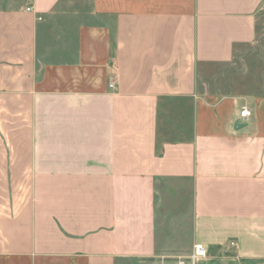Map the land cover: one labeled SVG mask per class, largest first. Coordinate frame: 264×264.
Masks as SVG:
<instances>
[{"label": "crops", "instance_id": "0c3cea01", "mask_svg": "<svg viewBox=\"0 0 264 264\" xmlns=\"http://www.w3.org/2000/svg\"><path fill=\"white\" fill-rule=\"evenodd\" d=\"M81 1L0 0V264H264V0Z\"/></svg>", "mask_w": 264, "mask_h": 264}, {"label": "built area", "instance_id": "2783aa9c", "mask_svg": "<svg viewBox=\"0 0 264 264\" xmlns=\"http://www.w3.org/2000/svg\"><path fill=\"white\" fill-rule=\"evenodd\" d=\"M27 11H31L30 8ZM111 88L114 87V84L110 85ZM251 115V112L248 109H244L241 112L240 119L237 122L244 124L246 118ZM232 247L236 246L235 242L230 243ZM210 256L209 249L203 244H195L187 256L178 257L172 261V264H202Z\"/></svg>", "mask_w": 264, "mask_h": 264}, {"label": "rangeland", "instance_id": "374dc122", "mask_svg": "<svg viewBox=\"0 0 264 264\" xmlns=\"http://www.w3.org/2000/svg\"><path fill=\"white\" fill-rule=\"evenodd\" d=\"M81 4L84 7V10L86 12H88L91 8H92V0H82ZM251 54H252V50H248L247 53L243 56L240 57L238 59V63L236 64V66H233L232 72L233 74H237L239 80H244V77L246 78L247 75H249L250 77V73H249V68H250V60H251ZM247 66L249 68H247ZM219 73V72H218ZM245 75V76H244ZM188 236V235H187ZM189 239L188 237L186 238V242H188ZM190 252H179V253H174V254H170L167 257L164 258L165 261H173L174 259H176L179 256H186L188 255ZM131 264H135V263H131ZM138 264V263H137ZM215 264H221L219 261H217ZM233 264V263H232Z\"/></svg>", "mask_w": 264, "mask_h": 264}, {"label": "water", "instance_id": "95a60500", "mask_svg": "<svg viewBox=\"0 0 264 264\" xmlns=\"http://www.w3.org/2000/svg\"><path fill=\"white\" fill-rule=\"evenodd\" d=\"M245 127H246V124H240L239 122H236V124H235L236 129H243Z\"/></svg>", "mask_w": 264, "mask_h": 264}]
</instances>
